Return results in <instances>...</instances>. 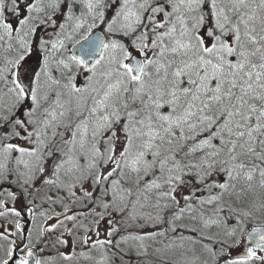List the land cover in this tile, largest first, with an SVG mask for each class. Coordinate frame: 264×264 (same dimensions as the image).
Masks as SVG:
<instances>
[{"label": "snow or ice", "instance_id": "6c2138e0", "mask_svg": "<svg viewBox=\"0 0 264 264\" xmlns=\"http://www.w3.org/2000/svg\"><path fill=\"white\" fill-rule=\"evenodd\" d=\"M77 3L83 9L79 16L73 12ZM46 6L54 12L66 8V20L74 21L75 29L84 27L86 17L92 19L89 32L97 20L107 21V33L131 44L96 37L86 50L90 61L76 55L70 57L71 63L55 61L63 69L59 78L45 56L40 71L25 73L27 84L19 74L25 56L15 60L16 70H8L11 86L0 91V161L19 153L16 165L26 171H15L25 184L43 179L73 198L78 188L105 212L124 213L130 207L126 219L143 221L141 228L167 225L125 237L139 242L144 252L138 254L146 253L144 241L187 228L178 222L196 209L189 195H182L181 207L176 193L187 187L189 177L209 190L220 189L199 201L219 205L211 216L203 211L199 218L190 216L192 221L199 219L202 229L222 223L225 205L229 214L235 213L226 197L240 200L253 189L257 172L264 178V0H47ZM109 9L114 10L110 19ZM41 11L39 0H0V39L16 33L20 46L30 50L29 37L38 28L32 13ZM6 12L16 17L15 24L6 20ZM50 21L55 23L51 14L40 23ZM64 39L72 36L65 34ZM64 39L52 42L51 49L41 39L40 46L56 50L64 46ZM83 39L88 41L89 36ZM73 65L85 70L82 84ZM4 72L0 69V80L7 85ZM17 138L28 146L11 142ZM49 159L51 171L44 177ZM4 162L0 176L6 178L10 170ZM221 173L226 180L206 183ZM240 181L246 186L238 189ZM260 187L264 188V179ZM253 207L264 211V203ZM202 240L224 243L203 231L200 240L192 242ZM202 247L215 262L213 247L206 243ZM257 247L264 248V234L259 235ZM5 255L8 259L0 264L13 258L11 245ZM255 256L248 248L246 255L225 264H246ZM16 264H28V257L22 256Z\"/></svg>", "mask_w": 264, "mask_h": 264}, {"label": "flooded vegetation", "instance_id": "af4514ba", "mask_svg": "<svg viewBox=\"0 0 264 264\" xmlns=\"http://www.w3.org/2000/svg\"><path fill=\"white\" fill-rule=\"evenodd\" d=\"M13 17L12 14L5 15L6 20L15 24ZM41 63L39 55L26 56L19 74L32 65L41 66ZM7 64L10 61L0 54V69L2 66L7 67ZM6 90L0 84V91ZM11 142L28 146L26 141L18 138ZM18 155L19 153L14 152L12 158L6 162L0 161L6 163L10 170L6 178L0 176V213H3L0 215V260L8 259L5 250L11 245L12 253L16 257L34 251L40 264H140L136 253L142 250L139 242L124 238L147 231L140 227L143 221L134 223L127 220L128 210L122 214L111 212V209L105 212L104 209L100 210L102 207L93 209V203L87 205L86 200L69 199L62 192L63 189L45 184L43 179L38 178L31 184L23 183L24 178L19 177L15 171L17 168L20 172L26 171L22 165H16L15 157ZM50 160L45 165L44 177H47ZM78 190L77 188L76 191ZM13 209L19 215H15ZM29 212L32 213V220L25 233L22 222ZM67 216L74 218L68 220ZM17 224L20 225L19 228L16 227ZM112 229L116 231L109 236L108 232ZM98 240H111V243L97 244ZM144 243L146 249L151 248L152 240ZM46 250H54L56 256L46 259Z\"/></svg>", "mask_w": 264, "mask_h": 264}, {"label": "rangeland", "instance_id": "374dc122", "mask_svg": "<svg viewBox=\"0 0 264 264\" xmlns=\"http://www.w3.org/2000/svg\"><path fill=\"white\" fill-rule=\"evenodd\" d=\"M32 2L36 3L37 0H32ZM107 2L108 0H106V3ZM46 5H47V0H39V7H41L42 11L39 13L36 12L32 13V15L36 17V20L33 21V23L36 24L38 28L36 33L33 36L29 37L30 50L28 48H26V50H27V55L36 54V50L34 48V42H31L32 40L43 39L48 42L46 47L48 49H51L52 42H55L57 39H64L65 34L71 35L72 36L71 40L64 39V46L62 48H58L56 50H50V51H45V49L43 48L42 50L43 61H44V57L47 56L49 69L53 71V74L56 78L60 77V73L61 71H63V69L58 68V65L55 63V61L64 59L66 62L71 63L70 58H68L69 50L73 46V44H76L83 39L87 31L88 33L86 35L90 34L94 29H99L107 36L108 40L118 38L121 39V42L125 43L126 45L130 46L131 44V41L128 40L127 38L114 37L111 34L107 33L105 31L107 27V21L102 23L100 20H97L96 27L92 28L91 32H89L88 25L92 23V19L91 17H86L85 18L86 22L84 23V27L81 29H75L73 27L74 21L66 20V14H67L66 8L63 9V12L61 11L54 12L52 9L47 8ZM82 10H83L82 6L79 3H77L76 7L73 9L74 15L79 16ZM113 12L114 10L111 9L106 10V16L108 19L111 18ZM50 14L53 16V20L55 21V23H52L50 21L47 24L41 25L40 22L47 20V17ZM60 24H66V27L64 29H61ZM58 33H60L59 36L57 35ZM0 35H3V30H0ZM0 45L6 46L4 50H7L8 48L12 53L22 48L20 44L17 42L16 33L12 34L11 37L4 36L3 39H0ZM130 51H132L133 54L135 53V50L131 48ZM73 74L77 76L78 83L82 84L84 82L85 72L82 70V68L77 69L75 65H73ZM4 75L10 78L9 77L10 74L4 73ZM1 82L4 83L3 80H1ZM8 85H9L8 87L11 86V84L9 83ZM24 107L26 108L27 104ZM23 110L24 109H21L19 115L21 116L23 115ZM58 139L59 138L57 137V140ZM226 179H227L226 175L221 173L219 175H213L210 179L206 181V183L211 184L213 181L223 182ZM262 179L264 178L260 177L259 173L257 172L254 175V179L252 181L254 187L251 191L245 193V195L242 196L240 200H237L235 196L230 197V198H234L232 201L233 207H235L238 210V208L241 205L242 199L252 194H257L261 197V200L260 199L256 200L254 204L255 206H259L261 203H264V188L260 187V182ZM194 181L196 182L194 177L188 178V182H194ZM197 184L199 185V183ZM245 186H246V182L240 181L237 188L239 189ZM85 188L89 191L92 190L89 184H86ZM219 191L220 189L218 188H212L211 190H209L207 187H205L204 190L202 189L201 193L195 194L193 191L189 190L187 186L182 188L180 191L176 193L177 199L181 201L182 204L181 207H183L184 201L182 195H186L188 192V195L191 197L189 202L194 206L196 211L194 213L186 212L184 214V217L178 223L181 224V222L183 223L185 222L187 228L184 229L183 227H181V228H177L176 232L170 231L171 238L169 241L165 240L164 237L161 238V236H157L154 240H152V244H153L152 249L157 258H161L163 261H166L165 264H205V261H207L208 264H214V263L218 264L221 261H223L224 263H220V264H225V261H227L230 256L235 254L240 249L242 235L244 234V232L251 226L260 225V224L264 225V211H256V209H253V210L245 211L249 213L248 215H243L242 214L243 212L241 211H236L234 214H229L227 211V206L225 205L224 206L225 210L221 214L222 223L218 227L213 226L211 229H202L199 219H197L196 221H192L190 219V216L196 215L197 218H199V213L201 211L204 212L206 217L211 216L213 214L214 209L219 205H217L216 203L201 204L199 201L201 199H207L209 196L219 193ZM63 193L67 195V197L69 196L67 191ZM80 193L83 194L81 191ZM100 210H103V208ZM193 227H195L197 231L193 232L189 230ZM233 229H235L234 234L228 236L226 233L232 231ZM155 230H159V229L157 228ZM201 231L205 232L206 234L212 235L215 240L223 241L224 243L223 244L213 243L212 241L209 240H202L199 243H193L192 240H200ZM181 236H184L186 238L191 237L192 240H188V239L181 240L180 239ZM205 243L212 246L214 251L216 252L217 255L215 262L213 261L212 257L206 251L203 250L202 245ZM169 245H172V247H168ZM196 247H198L197 249L199 252H195ZM222 248H223V252L221 251ZM157 249L160 250L159 251L160 253H163L162 256H157V253H159L156 251ZM164 254H168L169 256L165 257ZM261 257H264V255L260 257L259 256L255 257L246 264H264V260L260 259ZM223 258H225V260H223Z\"/></svg>", "mask_w": 264, "mask_h": 264}, {"label": "water", "instance_id": "95a60500", "mask_svg": "<svg viewBox=\"0 0 264 264\" xmlns=\"http://www.w3.org/2000/svg\"><path fill=\"white\" fill-rule=\"evenodd\" d=\"M96 37H101V38H103L105 40V38L103 37V35L101 33H95V34H93L92 36L89 37L88 41H85L84 43L76 46L72 50V55H76L78 57L82 56L86 60L90 61L92 59V57H90V56H88L86 54V50H87L89 42L91 40H95ZM96 58H98V56ZM25 83L26 84L28 83L27 78H25ZM253 229H257L259 231L258 232H253ZM261 234H264V227L263 226H258V227L251 228L243 237V244H242L241 251L237 255L231 257L230 259H237V258H239L241 256L246 255V252H247L248 248H252L255 253H262L263 254L264 253V248L257 247V244L259 243V235H261Z\"/></svg>", "mask_w": 264, "mask_h": 264}, {"label": "trees", "instance_id": "16d2710c", "mask_svg": "<svg viewBox=\"0 0 264 264\" xmlns=\"http://www.w3.org/2000/svg\"><path fill=\"white\" fill-rule=\"evenodd\" d=\"M238 185H239V183L237 184V187H238ZM187 186H188L189 190L193 191L195 194H199L202 192V189L203 190L205 189L204 185H202V184L198 185L195 181L194 182H188ZM187 195H188V192H187ZM226 199H230L232 202L234 198L229 197ZM248 204H249V202H247L246 197H245L244 199H242L241 205L238 208V210L236 209V211H242V212L248 211L249 210V208L247 207ZM251 210H253V208ZM232 214H234V213H232ZM214 264H216V263H214ZM218 264H220V263H218Z\"/></svg>", "mask_w": 264, "mask_h": 264}, {"label": "bare ground", "instance_id": "6f19581e", "mask_svg": "<svg viewBox=\"0 0 264 264\" xmlns=\"http://www.w3.org/2000/svg\"><path fill=\"white\" fill-rule=\"evenodd\" d=\"M258 199L261 200V197L257 194H252V195H249L248 197H246L247 202H249V204L247 206L249 208V210H251L252 208L255 209V207H253V205L255 204L256 200H258ZM197 248L198 247H196L195 252H199Z\"/></svg>", "mask_w": 264, "mask_h": 264}]
</instances>
